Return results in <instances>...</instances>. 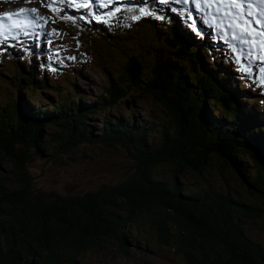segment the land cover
I'll return each mask as SVG.
<instances>
[{
    "label": "trees",
    "instance_id": "1",
    "mask_svg": "<svg viewBox=\"0 0 264 264\" xmlns=\"http://www.w3.org/2000/svg\"><path fill=\"white\" fill-rule=\"evenodd\" d=\"M166 21L145 19L131 36L114 32L110 42L90 34L99 66L111 68L103 69L100 93L88 103L72 81L62 89L49 85L58 77L47 79L42 57L40 73L35 64L10 63L0 101V163H8L0 164V264H81L83 252L125 254L130 241L140 249L128 227L143 211L156 234L151 239L174 247L181 264H264V237L243 224L259 221L264 230V127L247 121L254 113L245 109L256 98L243 92L251 85L229 79L223 63L233 56L206 55L210 47L194 36L202 28L195 25L193 35L176 18ZM70 25L72 37L84 34ZM99 111L94 131L88 119ZM81 143L126 150L130 173L82 193L34 187L32 161L73 158Z\"/></svg>",
    "mask_w": 264,
    "mask_h": 264
},
{
    "label": "rangeland",
    "instance_id": "2",
    "mask_svg": "<svg viewBox=\"0 0 264 264\" xmlns=\"http://www.w3.org/2000/svg\"><path fill=\"white\" fill-rule=\"evenodd\" d=\"M14 0H0V11H3L4 8L9 6H15V2H11ZM17 1V10L13 7L7 8V13H15V15L9 17H3L0 14V41L7 42L13 47L18 45H26L29 43L31 30L35 27V22L32 19L26 20L23 19L24 16L29 15L33 18H36L33 12L29 10L26 3L30 0H15ZM47 0H31L28 3L29 7L35 6L38 9H42V13L44 15L43 18H37V25L42 21L46 23L48 27V32L55 36L60 42L68 45L71 49L76 51L77 53H81L83 59L81 60L82 66L77 70H70L65 73L63 76L59 77L58 73H54L58 79L52 80L54 83L49 85H54L55 87H59L62 89L63 87H67V81H72L76 83L82 90L85 97V103H88L91 100H94L98 94L100 93L101 84L104 83V75L103 69L109 70L111 67L107 66L103 68L99 66L97 61L98 51L96 48L89 44L90 34H78L76 39H72L70 36V31L68 29V25H63L60 22L55 14L51 11L54 7V4L57 0L48 1ZM65 6L71 9H77L78 7H82L84 5L85 0H61ZM96 6L98 11H102V5L108 4L109 0H91ZM44 2V3H43ZM106 4V5H107ZM77 6V7H75ZM20 9H26L27 11L21 13ZM110 11L112 14L117 17L114 7H110ZM4 13V12H3ZM22 21V22H21ZM24 23V24H23ZM181 24V23H180ZM17 25V26H16ZM116 26L121 27L122 22L117 23ZM187 33H191L189 27H183ZM42 30H46L44 26H41ZM101 32L98 37L105 40L106 42H110L112 39L111 31L106 32V26L100 27ZM209 28H206L205 31H208ZM137 31L135 24L123 23L121 29H117L116 33H121L124 36H131ZM96 34V33H95ZM72 40H76V42H72ZM48 44L52 45V39H47ZM10 47L6 51H2V54L7 52H13L16 50H21L22 47L13 48ZM203 51V47H200ZM219 49V48H217ZM217 49L209 50L206 52L207 56H210ZM223 51V49H221ZM216 56V55H215ZM232 57V56H229ZM222 57H218L217 59L221 60ZM11 62L7 59H1L0 62V96L2 101V97H6L8 93H2V81L8 84L7 77H10L11 69L13 66L10 65ZM218 62V61H217ZM24 67H28L26 63H24ZM225 67V66H224ZM252 69V66H249ZM231 72V75L237 76V72L235 70L228 69ZM107 73V72H106ZM229 79H232L230 77ZM228 79V80H229ZM243 82H248L251 87L247 88L243 92V95L246 99L248 98H256L255 102H250L247 105L248 110L245 109V114L248 112H252L253 118L247 121L249 122L250 127L256 128L254 124L259 125L260 128L264 127V111H261L260 106L257 104L258 95L252 92L253 83L249 78H241ZM232 82V86L234 85V80H230ZM229 85V84H228ZM12 89V88H11ZM249 91L252 92L251 95ZM2 93V94H1ZM11 93V92H10ZM48 93V92H45ZM27 94V93H26ZM51 97V99H55L54 94H47ZM9 96V95H8ZM40 102V100H37ZM44 103V102H42ZM148 105V102H140L136 103L135 113L140 110H144ZM259 112V115H256ZM164 113L162 112V118ZM101 118L102 112L99 111L96 114H93L90 119V123L93 126V130L96 131L98 127L101 126ZM261 121H260V120ZM252 121V122H251ZM254 123V124H252ZM251 129V128H250ZM84 145V146H82ZM79 150H73L72 154L74 157L72 158L69 154H61L57 155L55 158H46L43 160L42 158L36 159L29 164V169L33 174V182L34 187L42 192L46 193H58L60 195H68L74 193H82L87 190H94L98 187L103 186H111L113 184L118 183L121 180H124L128 174L130 173V169H127V166L132 165L133 161L131 160V156L126 150L119 149H106L101 143L91 144V143H81ZM93 149L95 152L91 153ZM86 154L91 155L93 158H89ZM243 163L248 164V168L252 170L251 166L248 162L243 160ZM4 167L8 168V163L2 162L0 163ZM159 170L156 167H153L152 172L155 175V172ZM163 175L156 176L160 177ZM158 213H152V215H156ZM150 214L143 211L141 213V219L135 221V225L129 224V229L132 231L130 235L138 238V242L142 248L138 249L135 245V242H131L126 248V253L123 254L118 252L115 249L106 248L102 251H93L83 252L82 255H78L77 258L80 260L81 264H181L184 259L180 252H178L171 245H161L153 241L151 238L156 239V234L154 228L149 223L148 216ZM238 215V214H236ZM250 222V223H249ZM252 221L244 220V227L249 230L251 233L257 235L261 240L264 237V230H262V223L257 221L255 224L258 226H252ZM173 224H170L172 229ZM263 226V225H262ZM137 227V229H135ZM127 228V229H128ZM174 230V229H173ZM136 231V232H135ZM130 239V238H129ZM147 246V247H146Z\"/></svg>",
    "mask_w": 264,
    "mask_h": 264
},
{
    "label": "snow or ice",
    "instance_id": "3",
    "mask_svg": "<svg viewBox=\"0 0 264 264\" xmlns=\"http://www.w3.org/2000/svg\"><path fill=\"white\" fill-rule=\"evenodd\" d=\"M164 2H167V0H164ZM262 2H264V0H262ZM25 11H27L26 9H20V12L21 13H23V12H25ZM31 11H36L35 9H32ZM5 17H9V16H12V15H15V13H4L3 14ZM243 30H245L246 31V29H243ZM261 35H264V33H262ZM262 45H264V40H262L261 42H260Z\"/></svg>",
    "mask_w": 264,
    "mask_h": 264
},
{
    "label": "bare ground",
    "instance_id": "4",
    "mask_svg": "<svg viewBox=\"0 0 264 264\" xmlns=\"http://www.w3.org/2000/svg\"><path fill=\"white\" fill-rule=\"evenodd\" d=\"M35 15V14H34ZM22 22V21H21ZM24 24V23H23ZM17 26V25H16ZM28 35L30 36V33L28 32Z\"/></svg>",
    "mask_w": 264,
    "mask_h": 264
}]
</instances>
